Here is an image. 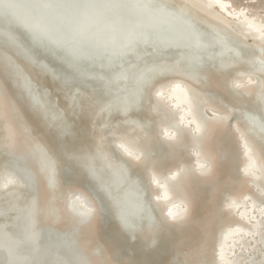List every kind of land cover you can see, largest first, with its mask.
Here are the masks:
<instances>
[{"label": "bare ground", "instance_id": "bare-ground-1", "mask_svg": "<svg viewBox=\"0 0 264 264\" xmlns=\"http://www.w3.org/2000/svg\"><path fill=\"white\" fill-rule=\"evenodd\" d=\"M2 1L0 264H124L106 259L99 234L82 240L98 223L132 254L156 252L166 233L199 234L179 264H241L264 246V16L234 0H145L124 11L119 54L100 37L73 55L62 43L78 25L68 10L39 6L60 29L51 35L27 15L6 17ZM179 165L160 183V169ZM11 170L28 180L18 193ZM84 187L99 208L79 205ZM245 197L251 207L237 211Z\"/></svg>", "mask_w": 264, "mask_h": 264}, {"label": "rangeland", "instance_id": "rangeland-1", "mask_svg": "<svg viewBox=\"0 0 264 264\" xmlns=\"http://www.w3.org/2000/svg\"><path fill=\"white\" fill-rule=\"evenodd\" d=\"M234 3L235 4L237 3L238 5H242L243 7L254 8L255 11L260 16L262 17L264 16V6H262L261 4H258L257 7H255L254 6L256 4L255 0L254 1L253 0H234ZM206 114L212 115V112L208 110L206 111ZM139 130L137 132H140V131L143 132L142 128L140 131ZM171 132L172 131H170V133ZM127 133L131 134L132 132H124L122 134H118L112 137L111 141L117 142L123 139ZM133 139L135 143L137 144L140 143L139 142L140 138L134 133H133ZM189 151L191 152L192 155L193 153L196 152L195 149L193 148H190ZM138 155L142 157V154H140L139 152H138ZM192 160H193V165L196 168H200V166L197 165L198 164L197 160L193 157H192ZM223 161L224 159H221L220 163H222ZM203 166L206 167V164H204ZM176 169H179L180 173L183 172L181 170L180 165L178 166V168L170 166L168 168H165L164 170L160 169V171L162 172L160 175V178H161L160 183H164L167 179H169L170 173H173V172L176 173L175 172ZM4 171H5V174L3 173L4 175H1L2 177L0 176L3 179L8 176L9 174L8 172H10V170L8 171L4 170ZM11 171L14 172V170H11ZM14 173L15 174L17 173L16 175L18 176L15 178L14 183L20 185L17 191L18 193L20 190H23L24 188H26L25 182L28 183V180H26L25 176L22 173H21L22 176L19 175L20 174L19 172L15 171ZM209 192H210V187L209 188L206 187L205 189L200 190L199 193H197L198 195L196 198L198 202L196 203H199V204H201L200 202H202V204L206 203L209 200ZM256 192H257V189L254 188L252 191V194H255ZM74 193H76L75 199L79 202L80 206H84L86 203L88 206L92 205V206L98 207L96 203V199L94 198V196L92 195L91 191L88 188L86 187L81 188L80 190ZM248 199L249 198L247 197L244 198V204L240 205L237 211L242 209L243 207H251ZM262 204H264V201H260L259 203L256 204L259 210H264V206H262ZM179 205L180 207H183V204H179ZM169 206L170 205L168 204L167 206H165V208H168ZM110 227L111 225H107V224L104 225L103 223H98L97 225H94L93 229L91 228L92 230H89L83 234L84 236L82 240H86V239L88 241L89 240L91 241V239L96 240L95 238L97 234H99V236H101V241L106 243L107 248L106 249L102 248V253L106 257V259L110 262L111 261L118 262L122 260L124 264H134V263L135 264H179V263H184L190 260L191 255L193 256L195 254L197 244H199V242L202 239L201 236L197 233L192 234V236L188 238L187 237L183 238L181 234L173 231V233H169V234L166 233L165 235L161 236L160 247L159 249L157 248L158 250L156 252L155 251L152 253L146 252L148 249L143 248V250L140 251V253L132 254L123 247L124 242H120L119 240H116L117 233L115 232V230L113 231V229L110 230L112 228ZM58 229H60V227H58ZM88 246H90V243H88ZM232 255L233 254L229 253V258L232 257ZM238 258H239V261H242L240 262L241 264H251V263L252 264L254 263L264 264V246L262 245H260L259 247L254 246L252 251H250L249 253H245L244 256H238ZM250 258H253L252 259L253 262L249 263ZM127 261H130V263H128ZM215 263L217 264V261H215ZM227 264H230V263H227Z\"/></svg>", "mask_w": 264, "mask_h": 264}, {"label": "snow or ice", "instance_id": "snow-or-ice-1", "mask_svg": "<svg viewBox=\"0 0 264 264\" xmlns=\"http://www.w3.org/2000/svg\"><path fill=\"white\" fill-rule=\"evenodd\" d=\"M44 6H55L68 10L73 16L88 18L90 13L103 15L105 12L119 13L125 10L147 9L151 7V4L145 2V0H128V2H124V0H119V2L118 0H57L55 5L45 4ZM3 7L6 17L15 15L17 5L5 3ZM127 39L128 37H110L104 44V51L109 55L119 54L120 50L127 47L125 43ZM62 43L69 48L73 55L78 54L85 48L93 50L96 48V44L93 43V37L88 34V29L80 25L72 27L66 36L63 37ZM78 264H82V262H78Z\"/></svg>", "mask_w": 264, "mask_h": 264}, {"label": "water", "instance_id": "water-1", "mask_svg": "<svg viewBox=\"0 0 264 264\" xmlns=\"http://www.w3.org/2000/svg\"><path fill=\"white\" fill-rule=\"evenodd\" d=\"M57 0H3L2 3H12L17 5V8L15 9V14L17 13L24 19L27 20L26 15L30 18L31 22L34 23V25L39 28L40 30L54 35L55 32H60V29L58 28V31H55L52 22L47 21L42 17L41 10L39 6L49 4V5H55ZM50 11L54 12H64L65 9L57 8L55 6L46 7ZM126 18L121 19L123 17L122 15L118 18H112L110 14L104 13L103 15H100L98 13H90L88 18H82L79 16H73V14L69 13L67 15V21L68 24L74 25L78 22V25L82 26L84 25L85 28L88 29V34L93 37V42L96 43V39L102 40L100 37L104 38L107 41L110 37L116 36L118 37L119 30L124 26H128L130 21H127L128 14L123 11L122 13ZM60 17L59 15L57 16ZM171 21H174L172 18H168ZM29 20V19H28ZM176 21V20H175ZM77 25V26H78ZM132 27L134 28V32H136L141 26L140 21L133 20ZM171 26H175V23H170ZM75 27V26H72ZM177 29H179L177 27ZM180 33V32H177ZM110 35V37L107 38L106 35ZM56 36V35H55ZM57 37V36H56ZM189 38H185V40H188ZM89 50H93L91 48H86Z\"/></svg>", "mask_w": 264, "mask_h": 264}]
</instances>
